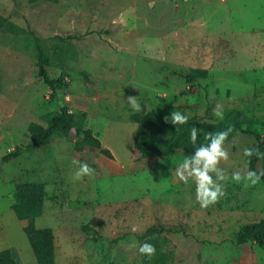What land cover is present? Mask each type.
<instances>
[{
    "label": "rangeland",
    "instance_id": "1",
    "mask_svg": "<svg viewBox=\"0 0 264 264\" xmlns=\"http://www.w3.org/2000/svg\"><path fill=\"white\" fill-rule=\"evenodd\" d=\"M0 16L43 40L48 75L60 81L52 93L37 76L31 41L0 30V251L14 248L16 264H36L11 209L16 187L30 184L41 188L34 224L48 231L55 264H141L139 246L149 238L167 264H264L256 243L237 241L241 227L264 219V185L232 179L249 171L244 149L256 147L255 137L228 136L229 159L219 164L225 195L201 209L195 183L175 176L183 155L138 160L129 118L152 111L165 121L175 111L202 131L237 111L243 129L263 135L264 0H0ZM179 60L206 75L186 83L187 71L172 69ZM59 105L86 113L111 159L92 148L74 152L73 137L31 149L29 124L45 127ZM217 105L223 119L213 115ZM74 159L93 175L74 180ZM256 168L264 172V152Z\"/></svg>",
    "mask_w": 264,
    "mask_h": 264
},
{
    "label": "trees",
    "instance_id": "2",
    "mask_svg": "<svg viewBox=\"0 0 264 264\" xmlns=\"http://www.w3.org/2000/svg\"><path fill=\"white\" fill-rule=\"evenodd\" d=\"M27 4L37 2L57 3L58 0H25ZM0 30L10 34L24 35L35 50L37 76L42 82L55 93L60 87V81L50 78L47 68L52 65L51 55L43 48V40L35 35L34 32L23 29L7 18L0 16ZM56 50L53 52L55 53ZM206 75L203 70H195L185 76L186 83H193ZM241 117L237 111L229 113L223 121L218 124H208L202 131L197 132L195 145L190 139V130L193 128L190 124L173 125L170 121H157L154 112L146 114L133 113L129 116L130 121L137 125L134 137V149L137 153V159L140 161L167 159L178 153L183 155V159L190 156L196 147L207 143L204 135L209 132L225 131L232 128L231 133L240 131L243 134H249L255 137L257 145L254 149L257 154L248 157L249 171H255L258 175L262 172L257 170L256 164L264 152V134L261 135L257 130L250 128L243 129L241 126ZM46 126L37 123L29 124L27 131L31 141V149L36 150L49 145L52 136L75 139L73 150L77 153L84 151L86 148H92L99 153L111 159L112 156L107 149H104L100 140L94 136L91 129L86 125V113L83 111L71 112L67 106L59 105L56 110L47 116H44ZM230 133V134H231ZM229 134V135H230ZM15 157L11 155L5 158L8 160ZM260 181L264 185V175L260 176ZM41 188H33L30 184L18 185L15 190V203L11 209L19 221L24 222L23 233L25 234L32 253L35 257L36 264H55L54 248L49 239L48 231L45 229L35 228L34 218L36 214L39 198L35 193ZM237 241L240 244L254 242L264 252V219L258 223L247 224L240 228L237 234ZM147 243L155 246L156 254L149 259L142 256L141 264H167L168 256L163 252L161 243L156 238H149ZM0 264H16L13 252L4 250L0 252Z\"/></svg>",
    "mask_w": 264,
    "mask_h": 264
},
{
    "label": "clouds",
    "instance_id": "3",
    "mask_svg": "<svg viewBox=\"0 0 264 264\" xmlns=\"http://www.w3.org/2000/svg\"><path fill=\"white\" fill-rule=\"evenodd\" d=\"M149 6L151 7L152 5L150 4ZM128 103L135 112L141 111V105L137 102L135 96H129ZM221 108V105H217L213 109V115L219 119H223ZM164 120L166 123L170 121L173 125H178L186 124L188 117L174 111L170 116H165ZM231 131L232 128H228L225 131L206 133L204 140L207 143L196 147L193 153L176 167L175 176L178 181L187 184L191 180L195 183L196 202L201 209H207L215 205L225 195L224 186L221 182L226 179V175L224 170L219 167V164L221 161L227 162L229 159V152L224 147V143ZM197 132L196 127L190 130V139L193 145H195L197 140ZM254 154H257L256 149H244V156L251 157ZM72 163L78 165L73 176L74 180H81L85 176L90 177L93 175L94 170L87 163H82L75 159ZM261 175H264V172L258 175L255 171H248L243 176L240 172H234L232 179L237 183L243 179L246 181L244 186L250 187L255 186L259 182ZM132 230L136 231L135 228ZM139 252L141 255L151 259L156 254V248L154 245L145 242L139 246Z\"/></svg>",
    "mask_w": 264,
    "mask_h": 264
},
{
    "label": "crops",
    "instance_id": "4",
    "mask_svg": "<svg viewBox=\"0 0 264 264\" xmlns=\"http://www.w3.org/2000/svg\"><path fill=\"white\" fill-rule=\"evenodd\" d=\"M191 0H189V2H190ZM180 23H181V21H180ZM181 25H182V23H181ZM184 30H180V32L181 33H184V31H188L189 29H191V26H187L186 28H183ZM182 38H183V36H180V39L182 40ZM163 42V41H162ZM163 43H165V42H163ZM179 46H180V48L182 49V45L181 44H178ZM134 48H139V47H134ZM141 48V47H140ZM147 48H149V46L147 47ZM163 48H164V46H163ZM188 48V47H187ZM142 49H146V48H142ZM179 62L180 63H178V66L179 67H174V68H172V69H175V68H181V69H185L184 71H187V73L185 74V75H187V74H189V72H190V68H189V65L188 64H185L184 62H182V60H179ZM198 69V68H197ZM171 71H173V70H170V73H172ZM174 72V71H173ZM94 134V133H93ZM95 136V135H94ZM96 137V136H95ZM101 142V141H100ZM74 143H75V140H74ZM50 144V143H49ZM101 145H102V143H101ZM103 147V146H102ZM72 149H73V145H72ZM74 151V150H73ZM109 152H110V154H111V156H112V153H111V151L110 150H108ZM75 152V151H74ZM84 183H85V181H84ZM22 222V221H21ZM24 222H22V230H23V227H24ZM5 250H11L15 255H17L18 254V252L13 248H9V249H5ZM4 251V250H3ZM1 252V251H0ZM17 260V259H16Z\"/></svg>",
    "mask_w": 264,
    "mask_h": 264
}]
</instances>
